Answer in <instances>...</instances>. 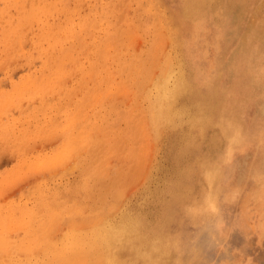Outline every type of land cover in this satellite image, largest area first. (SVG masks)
Returning a JSON list of instances; mask_svg holds the SVG:
<instances>
[{
  "label": "rangeland",
  "instance_id": "374dc122",
  "mask_svg": "<svg viewBox=\"0 0 264 264\" xmlns=\"http://www.w3.org/2000/svg\"><path fill=\"white\" fill-rule=\"evenodd\" d=\"M158 1L0 0V241L26 247L0 264H58L61 252L64 264H103L92 230L118 217L136 231L110 255L112 264H264V163L249 127L254 112H242L244 148L227 159L233 130L222 133L230 106L256 94L253 75L228 70L225 54L240 34L264 36V0ZM138 60L150 68L136 67ZM166 60L165 77L173 69L183 74L189 96L170 110L181 115L176 123L155 131L145 114ZM187 112L203 126L205 114L211 122L178 142ZM223 160L224 171L234 166L240 175H222L226 191L213 204L208 174ZM37 240L43 243L31 253Z\"/></svg>",
  "mask_w": 264,
  "mask_h": 264
},
{
  "label": "bare ground",
  "instance_id": "6f19581e",
  "mask_svg": "<svg viewBox=\"0 0 264 264\" xmlns=\"http://www.w3.org/2000/svg\"><path fill=\"white\" fill-rule=\"evenodd\" d=\"M24 1V0H23ZM160 1V0H159ZM158 1V2H159ZM213 4H214V7H216V5L221 1V0H210ZM238 1V0H237ZM240 1V0H239ZM6 2V1H5ZM155 2V1H153ZM195 3H199V0H194ZM231 1H229L230 3ZM253 2V1H252ZM40 3V2H39ZM149 4V3H148ZM154 4V3H153ZM157 4V3H156ZM155 4V5H156ZM243 4V3H242ZM243 6V5H242ZM151 7V5H150ZM11 8V7H10ZM145 8V7H144ZM147 8V7H146ZM162 8V7H161ZM149 9V7H148ZM208 9V8H207ZM14 10V9H13ZM27 10V9H26ZM256 10V9H255ZM254 10V12H255ZM151 11V10H150ZM257 11V10H256ZM12 12V11H11ZM104 12V11H102ZM242 11H240L241 13ZM24 13V12H23ZM194 13V12H193ZM165 14V13H164ZM239 14V13H238ZM240 16V15H239ZM238 16V18H239ZM258 16V15H257ZM2 17V16H1ZM109 17V16H108ZM237 18V19H238ZM2 20V19H1ZM176 18L174 16L173 18V21H175ZM178 20V19H177ZM236 20V19H235ZM233 20V21H235ZM240 20V19H239ZM229 21V20H228ZM253 21V20H252ZM162 22V21H161ZM235 23V22H234ZM4 24V23H3ZM39 24V23H38ZM136 25V24H135ZM138 25V24H137ZM179 24H177V26H175L176 30L177 28L179 29L178 27ZM253 26H259L257 23L255 24H252ZM264 25V23L262 24ZM43 26V25H42ZM235 26H239V23H235ZM262 27V26H261ZM23 28V27H22ZM238 28V27H237ZM146 30V29H145ZM176 30H174L173 32V36L174 38L172 40H174L175 43L178 44V41L179 40H176L175 39V34H176ZM243 30V29H242ZM252 30V29H251ZM181 31V30H180ZM262 30L260 29V32ZM34 32V31H33ZM240 32V31H239ZM258 32V31H257ZM4 33V32H3ZM7 33V32H6ZM141 33V32H140ZM249 33V32H248ZM252 35H247L246 33L243 34V36L240 34V40L238 42V46L236 47L235 45V48L234 50H231L230 53H226L225 54V61H226V64H227V69L230 70V68H234L236 70H238V72H240V75L241 76H244V75H247L248 73H251L252 78H251V81H255L254 83V87L252 88L253 91L256 92V94H253L252 98L247 102L246 99L244 98H239L236 100V102L234 104H232L230 106V109H229V112L226 111L224 113V117H225V121L222 122V133L224 135H228V131H226V128L227 126H229L233 132L231 133L230 135V143L233 145V151H229L228 154H226L225 156V159H227L228 157L232 156L233 152H235V149L236 148H244V146L242 144H240L239 140L242 139L245 135V132L244 130L241 128V127H245V124L243 125V118H242V112L244 113V117L246 118L247 115L245 113V108L247 110H251L254 112V114L249 117L248 116V120H249V127L250 129L256 133L257 135V149L259 151V153H261V156L262 158L261 161H263L264 163V96L261 98L260 96L262 95L260 90H262V87H263V90H264V84L261 79L263 78V76L261 75V73L259 72V70L262 68H264V36H261V34H257L256 32H252ZM257 34V35H256ZM262 34H264V31L262 32ZM16 35V34H15ZM14 37V36H13ZM31 37V36H30ZM37 37V36H36ZM167 37V36H166ZM34 39V38H33ZM227 39V38H226ZM103 42V41H102ZM173 43V42H172ZM176 44V45H177ZM180 44V43H179ZM102 45V44H100ZM171 45V43H170ZM222 45V44H221ZM98 46V45H97ZM36 47V46H35ZM10 49V48H8ZM143 51V50H142ZM3 54V53H2ZM143 55V54H142ZM171 55V54H170ZM136 56V55H135ZM127 58V57H126ZM132 58L133 55H132ZM185 58V57H184ZM31 59V58H30ZM136 60V58H134ZM142 59V58H141ZM127 60H131V62L129 61V63H132V59L128 58ZM133 60V62L135 61ZM144 60V59H143ZM169 60V59H168ZM172 60V59H171ZM126 60H124V63ZM156 61V59H155ZM170 61V60H169ZM178 61V60H177ZM3 62V61H2ZM123 62V60L121 61V63ZM145 61H141V60H138L137 63H136V67H140L142 65V67H145ZM135 63V62H134ZM256 63L257 64V69L255 70L253 68V64ZM2 64V63H1ZM127 64V63H126ZM133 64V63H132ZM171 65V62L169 63ZM178 64V63H177ZM224 64V63H223ZM252 64V66H251ZM59 65V64H58ZM120 65V64H119ZM130 64H128L129 66ZM153 65H155L153 63ZM123 66V64H122ZM135 66H132L133 68ZM168 66V61L166 60V64H162L161 65V69L159 70V74L157 75L159 78H158V81H157V84H156V94L155 96H152L154 97V101L153 103H151L149 110H148V114H145L148 116L149 118V122L151 123L153 129L155 131H158L159 128H161L160 126H170V125H174L177 121V118H179L181 115L180 114H177V113H172V116L170 114V110L172 112V106L174 107V105L177 103V101L179 102L180 99L183 98V96L185 95H188V91H189V85L185 82L186 80L184 79L185 77L183 76V74L181 73H177L176 74L173 72L172 70V75L168 76V77H165L166 76V67ZM172 66V65H171ZM223 66V65H222ZM60 67V65H59ZM124 67V66H123ZM148 68H150L148 65H147ZM145 67V68H147ZM221 67V65H220ZM43 68V67H41ZM126 69V67H124ZM130 68V67H128ZM137 68V70H138ZM144 68V69H145ZM179 68V67H178ZM219 68V67H218ZM222 68V67H221ZM123 69V68H122ZM152 69V67H151ZM156 70H158V68L156 67L155 68ZM154 69V70H155ZM261 69V70H262ZM130 70V69H129ZM135 70V69H134ZM127 71V70H126ZM144 71V70H142ZM147 70H145V73H146ZM149 71V70H148ZM263 71V70H262ZM129 72V71H128ZM132 72V71H130ZM139 72V71H138ZM179 72V71H178ZM127 73V72H126ZM136 73V71H135ZM151 73V72H150ZM131 74H134V73H131ZM139 74V73H138ZM238 74V73H237ZM137 76V74H135ZM142 75V73H141ZM220 75V74H219ZM250 75V76H251ZM130 76V75H129ZM146 76V75H145ZM156 76V74H155ZM217 76V75H216ZM128 77V76H127ZM134 77L133 76H130V78ZM141 77V76H139ZM147 77V76H146ZM247 77V76H246ZM145 78V77H144ZM148 78V77H147ZM140 79V78H139ZM215 79V78H214ZM35 80V79H34ZM138 80V79H137ZM141 80V79H140ZM139 80V81H140ZM145 81V79H143ZM150 80V79H149ZM147 80V82L149 81ZM151 81V80H150ZM149 81V82H150ZM231 81V80H230ZM248 81V80H247ZM246 81V83H247ZM250 81V80H249ZM146 82V81H145ZM170 82V83H169ZM228 82V81H227ZM196 83V82H195ZM141 84V83H140ZM145 84V83H144ZM240 84V83H239ZM141 86V85H140ZM143 86V85H142ZM141 86V87H142ZM144 87V86H143ZM142 87V88H143ZM191 87V86H190ZM138 88H139V84H138ZM137 88V89H138ZM140 90V89H139ZM144 90V89H143ZM146 90V89H145ZM144 90V91H145ZM150 90V89H149ZM138 91V90H137ZM22 92V91H21ZM40 92V91H39ZM141 93V92H140ZM23 94V93H22ZM38 94V93H37ZM143 94H146V93H143ZM149 94V93H148ZM214 94V93H213ZM150 95V94H149ZM216 95V94H215ZM240 95V94H238ZM148 96V95H147ZM235 96V95H234ZM213 97V96H212ZM237 97V96H236ZM44 98V97H43ZM143 98V97H142ZM147 98V97H146ZM144 99V98H143ZM148 99H150V96H148ZM149 101H152V100H149ZM207 102V101H206ZM21 103V102H20ZM213 103V102H212ZM178 104V103H177ZM218 104V103H217ZM239 104V105H238ZM144 105V104H143ZM213 105V104H212ZM208 106V105H207ZM206 107V106H205ZM216 107V105H215ZM144 108V107H143ZM217 108V107H216ZM219 109V108H218ZM240 109V110H239ZM211 110V109H210ZM214 108H212L211 111H213ZM143 111V110H142ZM210 111V112H211ZM141 113V111H140ZM147 113V112H146ZM214 113V112H213ZM142 114V113H141ZM170 114V115H169ZM212 114V113H211ZM215 114V113H214ZM143 115V114H142ZM143 115V118L144 116ZM146 116V117H147ZM147 118V120H148ZM29 119V117H28ZM213 119V117H212ZM146 120V121H147ZM148 122V123H149ZM203 122H204V126L207 125V123L211 122V119L208 115L205 114V117L203 119ZM214 122V120H213ZM184 124V123H183ZM200 126V129L201 131L204 130V126L202 124V122L200 120H197V115L192 113V112H187V121L185 122V127H181L180 128V132H177L179 133L178 135H176V138L178 142H181L183 141L184 136L185 134H189L191 135V130L195 127H198ZM213 126V125H212ZM204 127V128H203ZM218 127V126H217ZM258 127V128H257ZM9 128V127H8ZM7 128V129H8ZM26 129V128H25ZM198 129V130H200ZM218 129V128H216ZM9 130V129H8ZM7 130V131H8ZM220 130V129H219ZM161 131V130H160ZM154 132V131H153ZM199 132V131H198ZM11 133V132H10ZM175 133V134H177ZM252 133L254 135V138H255V134ZM23 134V133H22ZM199 136V134H198ZM217 136V135H215ZM173 137V136H172ZM206 137V135H205ZM13 138H16V137H13ZM12 138V139H13ZM210 138V136H209ZM212 138V137H211ZM249 138V137H247ZM173 139V138H172ZM171 139V140H172ZM190 139V138H189ZM253 139V138H252ZM1 140V139H0ZM19 140V139H18ZM117 140V139H116ZM174 140V139H173ZM227 140V139H226ZM11 141V140H10ZM225 141V139H224ZM251 141V140H250ZM116 141H111L110 143H107V147H104V148H108V145L111 143H114ZM227 142V141H226ZM15 143V142H14ZM184 143V142H183ZM188 143V142H187ZM220 143V142H219ZM253 143V142H252ZM1 144V143H0ZM181 144V143H180ZM196 144V143H195ZM193 144V145H195ZM192 145V144H191ZM192 145V146H193ZM113 146V145H111ZM191 146V147H192ZM19 147V146H18ZM98 148L101 149V145H98L97 146ZM110 147V146H109ZM216 148V147H214ZM109 149V148H108ZM1 151V150H0ZM17 152V151H16ZM105 152V151H104ZM215 152V151H214ZM18 153V152H17ZM199 153V152H198ZM212 153V152H211ZM188 154V153H187ZM191 157V156H190ZM191 160V159H190ZM212 160V159H211ZM224 161H222V163H212L211 164V171H209V180H210V187L208 188L209 189V192L207 194V197H206V200H211L213 201V204H215L214 202H217V195L216 193L217 192H220V191H223L225 192L226 191V187H221V184H220V181H221V178H222V175L226 173L230 174V175H233L235 176L236 174V177L239 176L240 174H238L239 172H236L234 169H236L234 166L230 169H232L233 171H229L230 169L228 170H225L224 171V167H223V164H224ZM26 162V161H25ZM210 162V161H209ZM93 163V162H92ZM194 163V162H193ZM83 165V164H82ZM205 165V164H204ZM251 165V164H250ZM264 165V164H263ZM105 167V166H104ZM79 168V167H78ZM103 168V167H102ZM104 170V169H103ZM194 170V169H193ZM207 170V169H205ZM210 170V169H209ZM238 170V169H237ZM105 171V170H104ZM227 171V172H226ZM264 170H262L263 172ZM103 172V171H102ZM190 172V170H189ZM260 173V172H259ZM102 174V173H101ZM104 174V173H103ZM207 174V173H206ZM262 174V173H261ZM207 175V176H208ZM227 175V174H226ZM263 177V176H262ZM260 177V178H262ZM233 178V177H232ZM112 180V179H111ZM110 180V181H111ZM117 180V179H116ZM208 180V182H209ZM113 182V181H112ZM101 183V182H100ZM207 183V182H206ZM96 184V183H95ZM109 185V184H108ZM209 185V184H208ZM240 186V185H239ZM111 187V186H110ZM109 189V188H108ZM217 189V190H216ZM103 190V189H102ZM260 193L262 194L261 195V200L264 198V186H262L261 184V188H260ZM207 192V191H206ZM228 195L230 194H233V190H229L227 192ZM219 196V195H218ZM234 197V196H233ZM193 200H195L196 202V199H194V197L192 196ZM231 198H229L228 200H230ZM233 199V198H232ZM190 201H192L190 199ZM98 202V201H97ZM102 202V201H101ZM263 202V201H262ZM191 203V202H190ZM189 203V204H190ZM99 204V203H98ZM187 204V203H186ZM199 204V203H198ZM183 205V204H182ZM94 206V205H93ZM188 206V205H187ZM192 206V205H191ZM200 206H202L200 204ZM13 208V207H12ZM11 210V209H10ZM118 210V209H117ZM4 212V211H3ZM117 212V211H116ZM12 214V212H10ZM215 213V212H214ZM7 215V213H6ZM13 215V214H12ZM30 215V213H29ZM32 215V214H31ZM4 216V214H3ZM98 216V215H97ZM115 216V215H114ZM32 217V216H31ZM107 217V216H106ZM106 217H102L101 219L99 220H108ZM118 217V216H117ZM115 216V218H117ZM7 218V217H6ZM5 218V219H6ZM110 218V217H109ZM236 220L237 222H241L242 221V216L241 214L239 213L236 217ZM55 221L58 219V217H54ZM114 219V218H112ZM1 220V219H0ZM14 220V218H13ZM131 220V219H129ZM2 221V220H1ZM110 221V220H109ZM3 223V221H2ZM131 224V223H130ZM128 223H126L122 217H118L117 221H115V223L113 222H107L106 224H101V225H98L96 226L95 228H93L92 230V233L93 235L95 236L96 240H99V244L100 245H103L104 247V253H105V262L103 264H112L111 262V258H110V255H112L113 253L116 254L117 251H119V248L120 247H124L125 245H129V242L131 241V237L134 238V235L133 233L136 231V228L135 226L133 225H130ZM134 224V222H133ZM4 225V223H3ZM135 225V224H134ZM29 228V227H28ZM91 231V230H90ZM4 234V233H3ZM86 234V233H85ZM133 235V236H132ZM139 236V235H138ZM92 239V238H91ZM6 238H3L1 241H0V258L1 257H4L6 258L7 257V260H9L10 258L7 256L8 253H13V254H17L20 253L23 249L25 251L26 247H21V248H18L17 247L21 244V241L18 242V243H6L5 242ZM95 240V241H96ZM137 241V240H136ZM94 242V241H93ZM43 243V240H40L38 242L35 241L34 244L30 247V250H31V253H33L36 249H37V246H41ZM71 244H73L74 247H78L77 245V241L76 239L74 238L73 241L71 242ZM87 244V243H86ZM95 244V243H94ZM88 245V244H87ZM92 245V244H91ZM84 246V244H83ZM96 246V245H95ZM79 248V247H78ZM180 248V247H179ZM17 249V251H16ZM173 249V248H172ZM122 251V250H121ZM120 252V251H119ZM171 253H173L171 251ZM170 253V254H171ZM118 254V253H117ZM116 254V255H117ZM155 254V253H154ZM174 256V255H173ZM169 257V256H168ZM64 254L63 252L60 253V255L58 256V259H59V262L58 264H64ZM172 259V254H171V258H170V261ZM3 260V259H2ZM2 263V262H0ZM4 263V262H3ZM6 263V261H5ZM8 263V262H7ZM10 264H13V262H10ZM25 264H37L36 262H33L31 260H28ZM168 264V263H167Z\"/></svg>",
  "mask_w": 264,
  "mask_h": 264
}]
</instances>
